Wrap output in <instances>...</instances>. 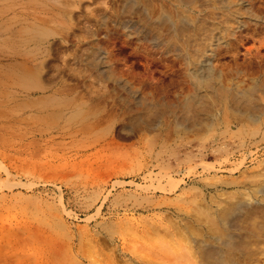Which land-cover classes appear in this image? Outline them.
<instances>
[{
  "label": "bare ground",
  "instance_id": "6f19581e",
  "mask_svg": "<svg viewBox=\"0 0 264 264\" xmlns=\"http://www.w3.org/2000/svg\"><path fill=\"white\" fill-rule=\"evenodd\" d=\"M149 1L121 0L118 21L129 27L128 35L151 41L157 59L167 62L178 56L184 74L197 78L193 91L188 89L190 93L177 102L166 95L170 82H177L171 74L166 82L158 79L146 86L133 81V74L124 75L107 45L104 50L95 46L97 42L93 46L97 33L90 25L96 28L92 18L104 19L112 7L110 0H22L8 8L3 5L7 17L0 22V117L9 139L3 137L22 142L28 157L43 143L77 138L80 131L74 128H84L90 140L88 153L97 157L114 138L97 135L101 109L97 105L105 92L122 85L138 97L127 103L131 114L117 129L148 132L135 138L133 156H120L121 162L104 180L101 203L111 214L109 194L118 189L115 210L120 216L115 229L109 220L104 224L102 247L110 246L106 254L103 251L105 264H264V93H258L264 85L245 88L224 82L225 67L233 66L236 74L247 69L246 61L245 66L235 61L238 45L247 38V0H170L171 7L162 6L158 13H153ZM211 4L227 6L222 12L211 6L215 22L178 10L181 5L202 10ZM79 24L88 27L90 42L77 55L67 43ZM223 51L235 57L234 65L220 62ZM81 87L87 96L83 100L86 96L77 91ZM232 120L241 123L236 126ZM247 121L253 125L247 126ZM44 237L22 256L12 252L8 262L13 257L11 264H90L80 256L88 257L91 249L86 254L80 248V255L68 248L72 244L84 248L83 238L75 243Z\"/></svg>",
  "mask_w": 264,
  "mask_h": 264
},
{
  "label": "rangeland",
  "instance_id": "374dc122",
  "mask_svg": "<svg viewBox=\"0 0 264 264\" xmlns=\"http://www.w3.org/2000/svg\"><path fill=\"white\" fill-rule=\"evenodd\" d=\"M13 1L19 3L22 0H0V22L7 17L6 9L8 8V5ZM154 1L157 2L153 3V0L149 1L153 13H158L160 7H165V5L171 7L170 0ZM253 1L254 2H252V0H247V5L250 7L251 5H254L251 8L255 7L254 9L257 10H252L250 7L247 6V18L250 17V20L247 19V38H245V36L242 39L243 45L239 44L237 47V54L240 56H237L235 54L236 58H232L231 54L229 55L228 53L227 55V53L224 51L221 52V56H219L220 62L223 59L222 62L224 61V64L227 63V67L231 65L235 59V61H240L242 66H245L247 62L246 67H244L247 68L245 72H240L238 74L234 73L235 68L232 66L234 64L231 65L233 68L229 66V70L225 67L226 74L224 82L233 84L236 87H243L245 85V88H250V86H252L253 84H256L257 86L264 85V82H262L264 81V0ZM120 2L121 0H110L111 4L109 6L112 7L109 8V11L108 9L106 10L108 11V13L105 12V21H103L104 19L100 18L96 19L99 16L94 17L95 21L92 18L91 22H94L93 24H95V27L97 28H94V25H92V23L90 24L93 27L91 28L94 30L95 34L97 33V36L95 35L97 41L92 42L93 46L97 42L98 44L95 46L101 47V49L103 48L104 50V48H106L104 47V45H107L108 50L110 49V51L115 54L116 58H118V65L119 67L121 66V68H123L122 70H124L125 73L123 71L122 72L124 73V75L129 77L130 73L131 75L133 74V78L131 76V79H134L135 77V79H137L133 80L135 82H143L147 86L149 82H157L158 79V81L164 80L166 82L168 81V78L170 76L173 77V79L176 78L174 82L177 81L178 83L173 82L176 85H171L170 82L169 87H167L168 93H166V95H171L173 100L172 102L180 101L182 97H185L190 93V88L191 92L193 91V87L191 84L193 81L197 82V78L193 79L192 77H187L184 74V64L183 60L180 57L172 55L169 59L166 60L167 62H162L160 59L156 58L157 55L154 54V47L151 41L148 40V44L147 39L139 38L138 40L134 34L128 35V32L130 30L129 27H127L126 25L123 26L121 24V21H118L119 16L118 12H116V9ZM3 5H7V8ZM211 6L213 5H206L201 10L199 7L193 6L194 8H189L187 6L181 5L178 6V10L182 15L198 14L199 17L202 16L201 18L206 17L205 19H207L209 22H215V20L211 19V16H213V12L211 13L210 11ZM216 7L213 6L212 8L215 9L216 12L218 11V9L220 12H222L221 9H223L224 11L226 10L227 6H218L217 8ZM208 10L210 11V13L208 12ZM200 11L203 12L201 13ZM248 13H250L249 17ZM207 16H210V18ZM80 17L84 18L85 15H81ZM153 17L155 16L153 15ZM134 18L137 19V17ZM79 25L76 26V28L73 30V33L71 35L72 38H69L70 40L72 39V41L67 43L69 46H71V51H75L77 55L78 53L83 52L84 49L82 48L86 46L88 42H90V38L88 35L89 33L87 34L88 29H86L88 27L85 28L81 24ZM83 28H85L86 30H84ZM75 30L77 32H75ZM76 35H79V39H82V41H77ZM84 37H87L86 40ZM109 41L110 43L112 42V45L110 46L108 45L110 44ZM77 42L80 45H76ZM245 47L247 48L245 49ZM231 58L233 60H230ZM244 58L246 60H244ZM227 61H229V63ZM164 63H168L167 66H165ZM241 68L244 69L243 67ZM178 70L182 72L179 74L177 73ZM181 74L183 75V77H185V80L180 79ZM145 78H148V80L146 79L145 81H143V79ZM235 83H237L238 85H235ZM239 84L241 85L239 86ZM181 87L183 88V90L181 89ZM140 90L143 95L147 94L146 92L143 93L144 90H142L141 88ZM185 90L186 92H184ZM77 91H80L79 96H86L84 95L85 90L82 89V87L79 88V90ZM113 91L115 95L112 94ZM260 92L264 93V91L258 89L259 94H261ZM71 93L75 94L73 90H70V94ZM104 96L106 97L104 98ZM104 96L101 98L102 101L100 100L102 103H99L97 105L99 106V109L101 107V111L99 110L98 115L100 117L97 123V128L99 129L97 135L107 133L112 135L114 138L113 141L110 140V142L105 145L106 148H104L103 151H100L97 154V157H91L88 153L90 140L86 133L88 130L84 128H74L80 131L77 135V138L73 140H68L63 144L52 142L43 143L41 144L42 146L40 145L37 148L36 154L35 151L33 152L32 150L30 151L32 152L31 156L28 155L27 157L26 155L28 153L24 152H26V150L28 151V149H26V146L22 142L15 138L7 140V138L9 139V137L5 135L6 128L4 129V119L0 117V124H3L0 125V264L14 263L16 259L15 257L14 260L13 257H11L12 262H8L11 261L10 256H13V254L19 255V252L20 256H22L23 254L21 253H26L23 251L31 250L32 247H30V245H34L38 240L42 239L43 236H45L44 239L49 237H62L63 239H74L75 243L78 239L83 238L82 240L84 241V248H82V246H77V244L69 245L71 247L68 248H71L70 251L72 252V254L75 251L74 253H79L81 255V249H84L83 251L85 253L88 251V249H91L87 252L88 254L86 253L87 256L89 254L91 255H89L90 257L88 256L90 259L86 257L84 253L80 256L83 262L95 264L98 260L102 262H100L99 264H103L105 260L104 264L106 263L107 257L105 254L107 253V250L110 246H106V249L102 247L106 243L102 241L106 235L104 224L109 220L112 225V228L115 229V224L118 223L120 216L116 212L117 209L115 210V207L117 208V192H119L118 189L113 188L111 190V193L109 194L108 202L111 201V214L109 212V208H107L105 204L101 203V198L105 193L104 180L108 174L114 171L112 170V167H116L121 162V157H126L128 154H130L128 156H133L132 152H135L134 150H136L138 146V142L136 144L137 140H135V138L144 136L142 134H145L148 131L145 132L146 130H144V128H139V130L141 131L135 129V133L132 134L127 133L126 130L119 129L121 130L119 131L117 129L119 128V126L126 123L123 120L127 121L129 115L131 114L130 109L127 108V103H133L134 99L136 100L134 96H138L128 93L127 90L124 89V86L122 87V85H119V87L117 86L116 88L105 92ZM86 98L87 96L81 99L83 100ZM117 98H120V100L122 99V103H120L121 101ZM167 98L169 99L170 96H167ZM173 98L175 99V101ZM262 98L261 102L264 101V99ZM112 99H115L116 102ZM129 99L132 101H130ZM78 101H80V98H78ZM103 101H105V103H103ZM125 108L128 109V111ZM262 115H264V110H262L261 116ZM125 117L127 119H124ZM240 123L241 122H238L237 120L234 121V124L236 126H238V124L240 125ZM107 125H109V128L106 127ZM249 125L253 124L247 121V126ZM106 130H108L109 132H106ZM1 135L2 137L5 135L7 138L4 139V136L2 139ZM135 145L137 146L134 148ZM33 154L35 156H33ZM122 154H125L126 156H122ZM211 159L212 158H207V160ZM107 163L108 165H105ZM6 168L7 170H5ZM103 168L105 170H103ZM63 169H65V171ZM106 169L109 170L106 171ZM25 172H29V175ZM31 172L32 174H30ZM113 235L116 236L117 233H113ZM87 240L89 241V243L86 242ZM25 242L27 246L25 245ZM102 242L104 243V245ZM84 243L86 245H84ZM89 244H92V246ZM96 246H98V248ZM95 250H101V253L98 252V254ZM103 251L105 253L104 256ZM12 252L14 253L11 255ZM92 255H94V257ZM95 255L97 258H95ZM4 260H6L7 262ZM93 260H96L95 263Z\"/></svg>",
  "mask_w": 264,
  "mask_h": 264
}]
</instances>
